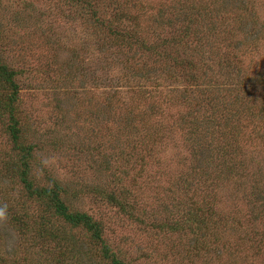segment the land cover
<instances>
[{
  "label": "rangeland",
  "instance_id": "obj_1",
  "mask_svg": "<svg viewBox=\"0 0 264 264\" xmlns=\"http://www.w3.org/2000/svg\"><path fill=\"white\" fill-rule=\"evenodd\" d=\"M119 11L139 21L116 23ZM110 21L166 43L163 55L139 57ZM184 21L191 51L172 42ZM0 51L20 73L25 142L43 147L36 180L51 176L71 209L101 220L127 264H264V0H0ZM186 57L195 81L173 66ZM156 84L151 101L144 91ZM9 153L0 131V165ZM14 187V203L37 219L38 202ZM110 192L130 211L106 202ZM165 220L181 230L160 231ZM0 237L3 255L52 257L7 216Z\"/></svg>",
  "mask_w": 264,
  "mask_h": 264
},
{
  "label": "trees",
  "instance_id": "obj_2",
  "mask_svg": "<svg viewBox=\"0 0 264 264\" xmlns=\"http://www.w3.org/2000/svg\"><path fill=\"white\" fill-rule=\"evenodd\" d=\"M87 6L90 8L92 7V5L88 3ZM94 14H96V12H94ZM114 15L116 23H120L125 19L131 21L132 24L139 21L137 16L126 15L125 12L121 11L115 12ZM112 23L113 22L110 21L105 25L106 28H109V30L113 32L112 34L122 43L124 42L129 46L135 45L140 52L139 57L148 54L159 59L163 55L161 49L167 47L166 43L160 45V43L148 42L141 36L135 39L134 36L129 35L128 32L122 33L110 29ZM192 27L193 25L191 23L184 21L183 27L177 30L182 36H173L172 42L175 45L181 46L183 49H189L191 51V45L187 42V39L194 33ZM166 56L169 57L168 54H166ZM208 57L211 56L209 55ZM184 58L183 60L174 58L172 60L174 62L173 66L177 65L179 71H181V69L183 70V77L189 80L194 78L195 81L196 76H193L194 74L189 75V72L184 70L185 68H189L192 71V61H189L187 57L186 59ZM202 66L204 67V62H201V67ZM19 74L18 70L10 67L7 62L3 60L0 51V128H2L0 131L11 143V153L6 155V158L0 165V205H7V219L21 235L31 239L29 243L30 246L32 245V248L39 249L40 253H52V257L46 258L45 264H100L101 262H107L108 264H127L120 254L113 250L107 243L104 224L101 220L94 218L87 212L71 209L64 199L65 189L57 180L51 178V176H47L44 183L36 180L34 164L37 157L34 158V155L36 151L42 150L43 147L42 144L37 146L34 143L25 142L27 128L23 113L20 109ZM174 75L178 74L173 73V77H176ZM173 80H177V78H173ZM160 85L156 84V86H153L155 88L152 90L144 91L148 93V98L150 100L158 96L156 93H158L157 91L159 88L157 87ZM175 90H177V88L172 87V91ZM181 91L183 94L187 93V90L186 92L184 89ZM202 94L203 92H201V95ZM219 94L220 93H218V95ZM236 95V98L240 100L238 94ZM151 101L150 111L154 113L156 110L153 109L154 105L151 104ZM214 101H217L216 96L211 98L208 103H213ZM213 110V114L215 115L217 108H213ZM213 120L214 119H210L207 121V123L210 124L209 126H217ZM13 152L15 153L14 156ZM16 184L21 186L28 198H32L38 202L37 207L39 209L37 210V219L32 217V222L30 221L31 224L22 206L18 203L15 204L12 200L11 196ZM103 199L109 204H115L123 210H129L131 208L129 203L126 204V201L121 200L112 192L104 196ZM16 205L17 207L20 206V211L16 209ZM33 225L39 226L36 230H32L30 226ZM155 226L163 232L181 230L180 224L168 220L161 221L155 224ZM76 231L85 233L88 242L95 248L90 246H87V248L81 247L82 245L77 243L73 235ZM201 233H203V228ZM257 247H261V244L259 243ZM41 260L43 262V257ZM42 262L39 261L36 255H27L20 258L17 256L9 257L8 255L0 253V264H42Z\"/></svg>",
  "mask_w": 264,
  "mask_h": 264
},
{
  "label": "clouds",
  "instance_id": "obj_3",
  "mask_svg": "<svg viewBox=\"0 0 264 264\" xmlns=\"http://www.w3.org/2000/svg\"><path fill=\"white\" fill-rule=\"evenodd\" d=\"M7 215V205H0V219L6 218Z\"/></svg>",
  "mask_w": 264,
  "mask_h": 264
}]
</instances>
